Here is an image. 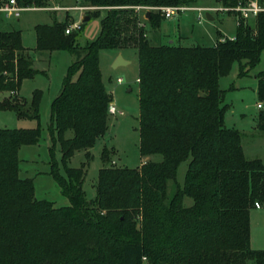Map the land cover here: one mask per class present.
<instances>
[{
  "label": "trees",
  "instance_id": "trees-1",
  "mask_svg": "<svg viewBox=\"0 0 264 264\" xmlns=\"http://www.w3.org/2000/svg\"><path fill=\"white\" fill-rule=\"evenodd\" d=\"M80 1L94 8L90 16L104 12L99 35L83 47L76 43L79 30L65 33L72 22L34 26V50L75 55L51 102L48 124V173L68 205L35 198L33 179L19 175L20 147L42 136V91L33 90L29 100L17 92L41 71L33 67L20 30L0 31V94L12 92L0 99V110L37 122L33 128H0V264H264V250L250 245V211L255 202L264 204V162L246 157L242 132L225 126V90L219 87L234 63L237 78L250 76L260 63L264 12L254 26H236L233 38L217 31L211 46L153 45L139 9H149L147 24L156 30L164 18L161 7L195 0ZM128 48L138 58L139 154L161 159L133 168L102 166L95 195L87 199L85 171L69 161L81 150L89 159L108 130L112 96L102 81L100 50ZM255 78L257 100L264 101V70ZM257 129L264 131V109L257 112ZM108 156L104 146L103 163ZM184 161L180 184L177 170Z\"/></svg>",
  "mask_w": 264,
  "mask_h": 264
},
{
  "label": "rangeland",
  "instance_id": "rangeland-1",
  "mask_svg": "<svg viewBox=\"0 0 264 264\" xmlns=\"http://www.w3.org/2000/svg\"><path fill=\"white\" fill-rule=\"evenodd\" d=\"M80 0H47L45 9L23 11L18 19H5L0 16V31H21L22 43L27 48L33 59V67L40 70L33 79H27L21 86L23 96L30 99L32 91H42L39 104V126L42 136L35 145L21 146L18 152L20 159L19 175L22 178H32L34 182V195L37 199L52 201L56 207L69 204L68 199L60 193V189L49 172L51 138L48 131L50 105L58 95L67 68L75 60V55L68 51H37L35 46L34 26L37 24H51L53 20H67L80 24L77 32L76 43L83 47L87 42L93 41L100 32L102 11L99 16H90L94 8L79 9ZM64 6L69 9L50 10L53 6ZM169 6V5H168ZM193 8H211L218 6L214 0H195L187 4ZM78 7V8H76ZM149 9H139L140 18L146 24V34L151 44L161 43L177 44V33L183 37V44L212 45L215 41L216 30L225 35H233L236 30L233 16L221 12L209 11L214 15V20H207L205 11L187 10L171 18H163L159 30L151 29L144 15ZM85 16H90L84 21ZM251 26L254 22L250 21ZM174 42H170V41ZM181 44V43H180ZM118 54H121L130 63L113 67ZM260 63L254 69L264 67V52ZM99 67L102 81L106 90L111 94L112 101L122 114L111 115L108 119V130L97 143L89 150L90 158L87 159L84 150L76 152L70 159L72 167L82 166L85 171L83 189L87 199L95 195V185L98 171L102 166L138 167L146 160H160L161 156L155 154L141 157L139 154V86L138 58L135 48L109 50L101 49L99 52ZM238 65L234 63L230 72L221 77L219 87L225 90L223 103L227 104L225 111V125L236 128L243 134L242 147L246 157L259 158L264 162V131L257 129L255 114L260 110L256 107L258 102L255 93L253 76L237 78ZM121 81L118 82L117 79ZM233 83L238 85L237 90L228 89ZM12 92L5 91L0 99L11 96ZM244 113L241 117L239 114ZM225 117V116H224ZM37 122L33 119L20 118L9 109L0 110V128H33ZM70 133L67 134L69 136ZM106 146L109 152L106 163L102 162L101 150ZM55 158L60 159L58 145L54 152ZM187 162H182L177 170V181L182 184ZM190 198L184 199L188 205ZM261 204V203H260ZM250 245L252 249L264 250V204L261 208L250 211ZM146 262V261H145ZM146 264V263H145Z\"/></svg>",
  "mask_w": 264,
  "mask_h": 264
},
{
  "label": "built area",
  "instance_id": "built-area-1",
  "mask_svg": "<svg viewBox=\"0 0 264 264\" xmlns=\"http://www.w3.org/2000/svg\"><path fill=\"white\" fill-rule=\"evenodd\" d=\"M78 8V7H76ZM92 7L82 6L79 9H87ZM36 9H45L36 7L35 5H27L23 3V0H0V16L5 19H18L23 11L36 10ZM47 9L50 10H65L69 9L64 6H53ZM197 10V11H213V12H221L222 14H227L233 16L235 20V25L238 26L240 23L248 24L250 21H253L260 12H264V0H238L235 5L231 6H223L218 5L211 8H193L187 5H170L161 7L160 10L164 16V18H171L180 13H183L187 10ZM80 24L71 23L65 29V33H69L73 30H77ZM234 37V36H233ZM230 37V38H233ZM118 82L121 81L120 78L117 79ZM256 107L258 109H264V101H258L256 103ZM108 113L111 115L122 114L119 111L113 102L108 104ZM261 204L259 202L254 203L255 208H261Z\"/></svg>",
  "mask_w": 264,
  "mask_h": 264
},
{
  "label": "crops",
  "instance_id": "crops-1",
  "mask_svg": "<svg viewBox=\"0 0 264 264\" xmlns=\"http://www.w3.org/2000/svg\"><path fill=\"white\" fill-rule=\"evenodd\" d=\"M57 6H60V5H57ZM209 14L212 16V20H214V15L212 14V13H210L209 12ZM208 20V19H207ZM15 30H18V29H15ZM157 30V29H156ZM159 30V29H158ZM6 31H11V30H6ZM217 31H219L221 34H222V36H224V37H228V38H230V37H233L234 36V34L233 35H225L224 33H222L219 29H217L216 30V35H215V41H214V43L212 44V45H214L215 44V42H216V40H217ZM177 35V38H176V41H177V44H180V45H184V46H190V45H196V44H190V45H186V44H183L182 42H185V40L183 39V37L179 34V32L176 34ZM170 42H174V41H170ZM156 45V44H155ZM198 45H202V44H198ZM203 46H205V45H203ZM207 46H211V45H207ZM262 57H263V55H262ZM261 57V58H262ZM261 70H264V67H261V68H258L257 70H253L252 71V73H251V75L250 76H253V79H254V84H255V93H256V78H255V74L257 73V72H259V71H261ZM33 79V78H32ZM25 81V80H24ZM23 81V82H24ZM23 82H22V84H23ZM137 82H138V78H137ZM22 84H21V86H22ZM233 86H234V89L233 90H237V89H239L238 88V85H236L235 86V84L233 83ZM17 94L19 95V96H23L22 95V93H21V87H20V89H19V91L17 92ZM0 95H2V93L0 94ZM23 97H25V96H23ZM225 104V103H224ZM241 117H243V116H245V114L244 113H240L239 114ZM255 118H256V121H257V113L255 114ZM225 119H226V115H225V117H224V124H225ZM226 126V125H225ZM227 127V126H226Z\"/></svg>",
  "mask_w": 264,
  "mask_h": 264
},
{
  "label": "water",
  "instance_id": "water-1",
  "mask_svg": "<svg viewBox=\"0 0 264 264\" xmlns=\"http://www.w3.org/2000/svg\"><path fill=\"white\" fill-rule=\"evenodd\" d=\"M205 15H206V18L208 20H212V16L209 14V12H206ZM145 16H146V18H148L149 17V12H147L145 14ZM88 19H89V16H85L83 18L84 21H87ZM129 63H130L129 60L125 59L121 54H118L116 59H115V61H114V63H113V67H116V66H119V65H126V64H129Z\"/></svg>",
  "mask_w": 264,
  "mask_h": 264
}]
</instances>
